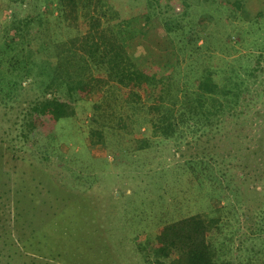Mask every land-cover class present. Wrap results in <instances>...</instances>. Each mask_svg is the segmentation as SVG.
<instances>
[{
  "label": "trees",
  "instance_id": "16d2710c",
  "mask_svg": "<svg viewBox=\"0 0 264 264\" xmlns=\"http://www.w3.org/2000/svg\"><path fill=\"white\" fill-rule=\"evenodd\" d=\"M146 1V10L151 9L171 33L173 18L163 10V1ZM245 1L181 0V14L192 3H199V9L204 12L206 7L217 2L218 12L223 10L224 15L227 11L228 16L236 17L244 10ZM168 2L166 4L174 11L172 4L178 1ZM104 5V0H56L57 14L53 9L49 11L54 15L52 18L37 9L23 18L13 17L10 25H0V102L10 110L15 108L14 104L22 109L19 112L21 130L15 136L6 127L0 131V264H120V258L127 262V257L133 264L152 263L148 252L143 250L136 255L134 250L127 249V257H121L123 244L113 242L119 228L113 222L116 212L112 208L95 206L99 201L86 194L87 187L75 189L67 185V178L71 177L76 183L83 176L80 172L87 167H74L83 162L77 160L75 152L62 151L61 144L57 143L55 124L47 122L48 115L56 121L68 115L59 94L73 99L85 82L101 80L94 71L105 74L110 86L118 88L132 82L139 90L134 91L127 111L118 107L112 109L105 100L102 105L99 103L91 108L90 120H103L96 127L103 138L106 124L114 127L120 123L127 128L128 123H132L140 131L141 125L147 124L146 114L159 140L174 138L177 141L187 136V130L193 135L201 133L200 138L208 135L216 125L221 134L229 136L228 133L247 122L251 113L259 117L264 111V105L257 107L259 98L256 97L264 93V64L260 58L248 65L218 64V81L207 66L193 81L175 78L170 73L166 77L156 72L144 74L123 49L124 40L136 34L130 20L110 19L105 23ZM223 15L218 14V22ZM139 16L144 18L146 11ZM87 18L94 19L92 26L80 30ZM63 21L66 28L75 27L78 32L66 38L59 37ZM56 22L58 31L54 30ZM183 28L185 26L181 36L185 37ZM199 37L198 33L193 36L194 43ZM23 81L36 89L35 97L23 96L27 89ZM145 98L151 103L146 104ZM24 101L27 103L23 104ZM14 138L22 141L20 146ZM29 140L28 151L23 144ZM209 153L193 151L192 158L185 161L189 174L197 180L205 170H211V164L204 159ZM223 155H230V151ZM129 158L123 150L117 163L122 164V168L138 169ZM245 164L240 162L238 167ZM140 172L141 178L144 176V187L133 188L127 194L133 201L149 205L147 199L152 193L149 190L164 188L160 184L162 175L145 173L141 169ZM244 175L238 177L243 179ZM221 188L218 184L210 196L221 197ZM158 197L155 193L154 200L158 201ZM235 218L239 221L238 216ZM244 219L249 220L248 217ZM138 222H132L135 229ZM206 229V220L198 215L171 219L159 239L174 254L157 264H227L226 254L230 248H217ZM130 239L140 247L134 237Z\"/></svg>",
  "mask_w": 264,
  "mask_h": 264
},
{
  "label": "rangeland",
  "instance_id": "374dc122",
  "mask_svg": "<svg viewBox=\"0 0 264 264\" xmlns=\"http://www.w3.org/2000/svg\"><path fill=\"white\" fill-rule=\"evenodd\" d=\"M162 1L163 10L173 18L171 33L165 30L161 19L153 15L151 9L146 10V0H104L105 23L110 19L130 20L136 34L124 40L123 49L142 73L151 75L156 72L163 77L170 73L175 78L193 81L207 66L214 71L218 81V64L235 62L248 65L256 63L259 58L264 64V0H246L244 10L236 17L228 16L227 11L224 15L223 10L218 12L217 2L206 7L204 12L195 2L181 14V0L172 4L174 11L170 4H166L169 0ZM55 4L56 0H0V25H10L13 17L23 18L37 9L52 18L54 15L49 11L53 9L57 14ZM145 11L146 16L141 19L139 15ZM218 14L223 15L221 22H218ZM93 22L94 19L87 18L80 30H86L88 25L91 27ZM64 24L63 21L59 26V37L66 38L78 32L77 28H66ZM57 25L56 22L55 31H58ZM184 26L185 37L181 36ZM197 33L200 37L194 43L193 36ZM94 75L102 77L101 80L85 82L73 99L59 94L67 107V116L57 121L50 115L46 118L58 130L57 143L61 144L62 151L75 152L77 160L83 162L74 167H87L80 172L83 176L76 183L71 177L67 178V185L75 189L87 187L86 194L99 201L95 206L112 208L116 212L113 222L120 229L116 231L118 237L113 242L120 246L123 244L121 257L125 259L127 249H130L136 255H140L141 250L147 251L150 264L169 259L174 252L164 247L159 239L165 225L176 217L198 215L206 220L208 236L217 248H230L225 263L264 264V111L259 117H253L251 113L247 122L228 133L229 136L221 134L216 125L208 135L200 138L198 135L201 133L193 135L187 130V136L177 141L174 138L159 140L153 134V124L146 114L147 124L141 125L140 131L132 123H128L127 128L120 123L114 127L106 124L103 138L96 128L103 120H90L91 108L99 103L102 105V100H105L112 109L118 107L127 111L134 91L139 90L136 83L116 88L110 86L111 82L102 72L94 71ZM23 84L27 85L28 81H23ZM26 87L25 98L38 94L35 88ZM256 97L259 98L257 107L264 105V93L256 94ZM144 102L151 103L146 98ZM14 105L15 108L10 110L0 102V131L6 127L12 136L21 130L19 112L22 109ZM14 139L20 146L22 141ZM177 142L180 143L179 149ZM29 144L30 140L23 144L28 151ZM123 150L138 169L122 168V164L117 163ZM193 151L209 153L204 159L211 164V170H205L200 181L186 169L185 161L192 158L190 153ZM226 151H230V155L224 156ZM240 162L246 163L245 166L238 167ZM140 169L145 173L162 175L160 184L164 188L149 190L152 192L147 199L151 203L149 205H141L140 200L133 201L127 194L133 188L139 190L144 187ZM242 173L245 177L240 179L238 176ZM218 184L222 186L221 197H211ZM155 193L156 197L160 196L158 201L154 200ZM139 194L142 195L141 192ZM132 222H138L137 229ZM124 262L134 263L128 257L127 262L120 258V264Z\"/></svg>",
  "mask_w": 264,
  "mask_h": 264
}]
</instances>
